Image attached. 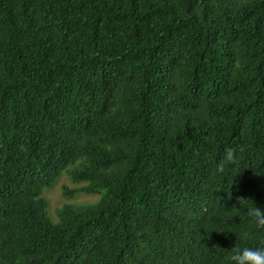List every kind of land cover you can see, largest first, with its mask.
<instances>
[{"label": "trees", "instance_id": "obj_1", "mask_svg": "<svg viewBox=\"0 0 264 264\" xmlns=\"http://www.w3.org/2000/svg\"><path fill=\"white\" fill-rule=\"evenodd\" d=\"M252 200L264 0H0V264H230Z\"/></svg>", "mask_w": 264, "mask_h": 264}, {"label": "clouds", "instance_id": "obj_2", "mask_svg": "<svg viewBox=\"0 0 264 264\" xmlns=\"http://www.w3.org/2000/svg\"><path fill=\"white\" fill-rule=\"evenodd\" d=\"M234 156L235 149L227 148L224 161L219 165V170H223L224 164L233 160ZM247 215L257 226H264V208L257 207L254 201L253 205L247 209ZM250 238L249 233L244 231L240 239H237L234 248L228 251L230 264H264V245L250 246L241 243V241Z\"/></svg>", "mask_w": 264, "mask_h": 264}, {"label": "rangeland", "instance_id": "obj_3", "mask_svg": "<svg viewBox=\"0 0 264 264\" xmlns=\"http://www.w3.org/2000/svg\"><path fill=\"white\" fill-rule=\"evenodd\" d=\"M66 184L69 188H76V184L70 182V180L64 176L59 185L45 193V199L48 204V211L51 217L56 220V212L61 209L65 204H72L74 206H88L98 201V195H86L78 193L73 199H67L63 195V188L61 185Z\"/></svg>", "mask_w": 264, "mask_h": 264}]
</instances>
